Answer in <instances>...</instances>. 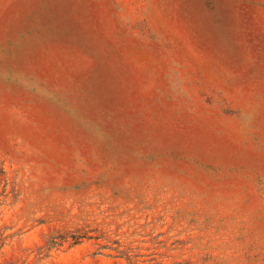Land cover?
Here are the masks:
<instances>
[{"label": "rangeland", "instance_id": "obj_1", "mask_svg": "<svg viewBox=\"0 0 264 264\" xmlns=\"http://www.w3.org/2000/svg\"><path fill=\"white\" fill-rule=\"evenodd\" d=\"M0 264H264V0H0Z\"/></svg>", "mask_w": 264, "mask_h": 264}]
</instances>
